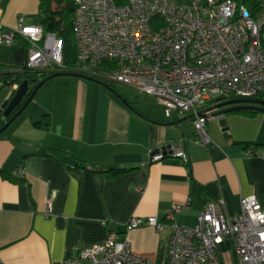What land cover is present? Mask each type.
I'll list each match as a JSON object with an SVG mask.
<instances>
[{
    "label": "crops",
    "instance_id": "crops-1",
    "mask_svg": "<svg viewBox=\"0 0 264 264\" xmlns=\"http://www.w3.org/2000/svg\"><path fill=\"white\" fill-rule=\"evenodd\" d=\"M38 11L39 0H0V31L13 29L19 16L25 24H39ZM26 48L19 36L10 45L0 43V71L20 70ZM70 76L81 82L75 93L66 91L55 100L48 94L49 99L33 98L28 111L0 134V264H59L102 241L107 229L125 238L134 254L163 264L169 231L149 226L125 231L130 217L162 220L170 203L189 197V207L175 220L192 227L197 214L216 199L223 200L229 217L239 212L242 197L254 194L264 204V112L214 115L205 124L208 140L202 144L194 141L192 118L176 112L167 117L152 96L138 92L128 100L120 93L131 109L100 83L89 86ZM12 89L2 87L0 103ZM43 114L50 123L34 125ZM179 138L185 139L188 164L169 156L147 164L149 149ZM39 145L71 153L58 161L35 154ZM76 161L125 171L107 177L64 165ZM20 168L23 176L7 177ZM220 253L223 264H234L229 241L220 245Z\"/></svg>",
    "mask_w": 264,
    "mask_h": 264
},
{
    "label": "built area",
    "instance_id": "built-area-1",
    "mask_svg": "<svg viewBox=\"0 0 264 264\" xmlns=\"http://www.w3.org/2000/svg\"><path fill=\"white\" fill-rule=\"evenodd\" d=\"M71 25L73 71L152 96L167 117L172 112L192 114L195 142L208 140L204 127L214 117L209 107L216 98L264 96V0H74ZM15 36L26 41V68L65 69L62 40L45 33L40 24H25L19 16L13 29L0 31V43L10 45ZM147 154V164L166 156L181 165L189 162L184 138L161 143ZM23 174L20 168L13 177ZM190 202L186 197L170 203L162 220L132 216L124 230H168L163 264H223L224 241L231 244L234 264H264V204L256 195L242 197L234 217L224 213L222 199L210 201L197 214L195 225L187 227L175 216ZM59 264L153 262L134 254L125 238L107 229L102 241Z\"/></svg>",
    "mask_w": 264,
    "mask_h": 264
},
{
    "label": "trees",
    "instance_id": "trees-1",
    "mask_svg": "<svg viewBox=\"0 0 264 264\" xmlns=\"http://www.w3.org/2000/svg\"><path fill=\"white\" fill-rule=\"evenodd\" d=\"M117 3H124L126 0H115ZM74 0H39V24L41 25L43 31L45 33L50 32L55 34L58 38L62 40V51L64 57V65L65 69L63 72L67 73H76L73 71V67L75 66V42L73 37L72 25H71V14L73 10ZM17 37V36H15ZM3 66L0 63V67ZM54 72L53 70L48 69H28L25 66L20 67V70L16 71H0V84L3 87H16L22 79H27L29 83V91L34 87V85L46 77L47 75ZM109 90V87L113 88L110 83L105 82L101 78H94ZM107 84V86L104 85ZM116 91V90H115ZM258 99H264V96H258ZM242 112V111H241ZM246 112V111H245ZM247 112H253L251 110ZM50 123V116L48 114H43L42 117L35 121L33 124L36 126H44ZM0 125L2 122L0 121ZM70 154L71 152L65 148L48 145L42 146L39 145L35 154L46 155L53 157L54 159L59 160L60 156L63 154ZM69 170L75 171L78 168L88 169L95 174L105 175V176H113L120 172L125 171V169H107L103 170L97 165H85L80 162H75L74 164H64ZM11 180H16L13 176H7Z\"/></svg>",
    "mask_w": 264,
    "mask_h": 264
},
{
    "label": "water",
    "instance_id": "water-1",
    "mask_svg": "<svg viewBox=\"0 0 264 264\" xmlns=\"http://www.w3.org/2000/svg\"><path fill=\"white\" fill-rule=\"evenodd\" d=\"M62 75H72L79 78L87 79L90 81L97 82L93 77L86 76L79 73H67L63 71H54L47 75L40 81H38L34 87L29 91V83L27 79H22V81L9 91L6 98L0 103V121L2 125L0 126V134H2L7 127L14 121V119L19 116L29 105V103L34 98L40 87L49 79L62 76ZM105 86L107 84L104 83ZM0 84V92L2 89ZM109 90L116 94L121 101L129 108L133 109L130 103L119 95L114 89L109 87ZM214 110V115H221L232 111L238 110H254L259 112H264V99L258 98H230L224 99L223 97H218L215 99V103L209 107ZM200 114V113H197ZM193 115H187L185 118L190 119Z\"/></svg>",
    "mask_w": 264,
    "mask_h": 264
},
{
    "label": "rangeland",
    "instance_id": "rangeland-1",
    "mask_svg": "<svg viewBox=\"0 0 264 264\" xmlns=\"http://www.w3.org/2000/svg\"><path fill=\"white\" fill-rule=\"evenodd\" d=\"M80 80L84 84H87L89 86L96 85V84H92L94 83L93 81L89 82L90 80H87V79L80 78ZM79 85H81V82H79L76 78L71 77L70 75H62V76L51 78L40 87L33 101H37L39 99H44V98L49 99L48 95H50V97L52 96L53 99L55 100L62 93H65L66 91L71 90L72 92L75 93V91L79 88ZM110 85L113 86L112 89L116 90L119 95L120 93H122L124 96H126V98H128V100H133L135 96L139 97V93L131 87L124 86V85H121L115 82H111ZM53 105H54V102H53ZM26 111L28 110H25V112Z\"/></svg>",
    "mask_w": 264,
    "mask_h": 264
},
{
    "label": "flooded vegetation",
    "instance_id": "flooded-vegetation-1",
    "mask_svg": "<svg viewBox=\"0 0 264 264\" xmlns=\"http://www.w3.org/2000/svg\"><path fill=\"white\" fill-rule=\"evenodd\" d=\"M1 126V125H0Z\"/></svg>",
    "mask_w": 264,
    "mask_h": 264
}]
</instances>
